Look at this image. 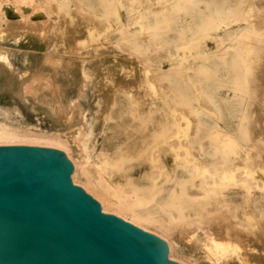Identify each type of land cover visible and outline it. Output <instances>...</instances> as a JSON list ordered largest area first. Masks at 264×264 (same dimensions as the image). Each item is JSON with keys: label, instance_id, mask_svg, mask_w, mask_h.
<instances>
[{"label": "rangeland", "instance_id": "374dc122", "mask_svg": "<svg viewBox=\"0 0 264 264\" xmlns=\"http://www.w3.org/2000/svg\"><path fill=\"white\" fill-rule=\"evenodd\" d=\"M249 2L255 10L249 5L244 15L223 12L217 18L200 12L207 9L205 0H46L45 13L52 23L45 38L33 44L22 39L0 42L12 62L7 77L25 76L26 65L17 47L35 48L31 69H41L48 77L51 74L53 83L60 74L62 91L71 97L80 93L82 71L87 72L88 116L98 139L116 114L136 117L146 108L161 109L166 118L161 136L139 149L129 148L120 159L125 167L148 161L150 168L144 172L152 182L142 188L154 186L153 172L160 174L155 185L160 186L164 170L173 175L179 163L187 168L192 161L200 164L202 158L192 153L191 146L208 139L220 148L214 157L235 163V168L264 185V0ZM231 22L250 27L222 35ZM7 77L0 73V112L5 106L22 112L16 116L10 112L9 118L1 114L0 119L17 131L32 127L44 135L65 128L58 117L27 107L10 89ZM201 132L203 137H199ZM73 150L71 156L63 151L73 163L74 181L73 161L78 154ZM235 168L230 171L238 172ZM203 171L200 167L194 178L204 176L209 181L213 175ZM127 174L115 166L108 168L106 177L129 199L151 195L148 189L136 194ZM77 179L75 184L87 185L82 174ZM145 226L144 230L160 235L159 229ZM159 237L167 242L171 260L190 264L182 254L170 251V240Z\"/></svg>", "mask_w": 264, "mask_h": 264}, {"label": "bare ground", "instance_id": "6f19581e", "mask_svg": "<svg viewBox=\"0 0 264 264\" xmlns=\"http://www.w3.org/2000/svg\"><path fill=\"white\" fill-rule=\"evenodd\" d=\"M44 1L0 0V42L22 39L33 44L45 38L52 21L47 18ZM205 1L207 9L200 12L212 13L217 18L223 12L244 15L249 5L251 9H256L250 0ZM246 27L250 26L245 22H231L222 35ZM16 50L22 53L20 57L26 65V73L13 80L7 77L12 72L9 52L0 48V73L7 77V84H12L10 89L20 95L27 107L56 116L66 126L44 135L32 130V127L17 131L0 119V144L46 145L61 148L67 153L74 149L78 154L73 161L76 168L74 181L79 183L77 177L82 174L87 181V185L83 186L98 197L104 211L114 212L142 228L147 225L157 228V231L159 229V236L170 240V251L182 254L190 264H264V185L257 177L240 167L235 168V163L224 160L222 156L214 157L220 148L208 139L191 146L192 153L202 158L200 164L192 161L187 168L179 163L173 175L171 171L164 170V181L160 186H155L160 174L153 172L154 186L142 188V185L152 182L144 172L145 168H150L148 161L125 167L120 159L129 148L139 149L154 136H161L166 126L164 112L146 108L136 117L130 113L116 114L107 121L98 139L88 116L86 95L90 87L87 72L82 71L80 93L71 97L62 91L60 74L53 83L49 79L51 74L48 77L41 69H31L35 48L17 47ZM3 110L0 116L4 114L8 118L10 112L15 116L22 112L18 107L12 111L10 106H5ZM202 134L199 137H203ZM116 138L126 142L118 144ZM115 166L129 173L127 179L135 187L136 194L141 195L143 190L148 189L151 195L142 197V200L126 197L118 185L112 184L106 177L108 168ZM200 167L203 173L210 170L213 176L209 181L204 176L194 178ZM232 168L238 172L232 173Z\"/></svg>", "mask_w": 264, "mask_h": 264}, {"label": "water", "instance_id": "95a60500", "mask_svg": "<svg viewBox=\"0 0 264 264\" xmlns=\"http://www.w3.org/2000/svg\"><path fill=\"white\" fill-rule=\"evenodd\" d=\"M55 147L0 144V264H182L158 235L105 212Z\"/></svg>", "mask_w": 264, "mask_h": 264}]
</instances>
